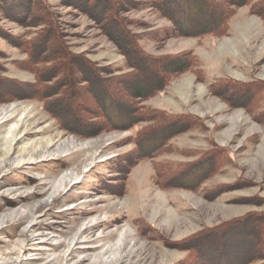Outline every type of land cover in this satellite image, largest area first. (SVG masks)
<instances>
[{"label":"rangeland","instance_id":"374dc122","mask_svg":"<svg viewBox=\"0 0 264 264\" xmlns=\"http://www.w3.org/2000/svg\"><path fill=\"white\" fill-rule=\"evenodd\" d=\"M248 6L236 9L222 36L172 37L160 47L145 39L146 48L154 52L193 47L206 75V81H197L192 72H185L146 101L205 116L208 129L182 132L176 141L182 146H205L207 137L213 136L230 147L235 166L211 180L241 174L255 183L207 200L188 189L153 185L150 160L143 159L132 167L126 189L120 192L118 178L109 175V157L128 148L122 137L129 129L82 136L59 127L35 99L0 101V264H177L183 251L137 229L136 216H144L170 238H178L202 224L255 207L233 197L254 192L264 195V129L245 109L228 106L206 89V82L219 74L264 79V23L248 12ZM58 10L73 49L85 50L102 62L121 60V54L85 14L67 5ZM135 14L156 24L167 22L149 9ZM0 23L21 29L7 19ZM0 47L9 55L6 73L32 77L10 59L22 57V51L1 36ZM253 133L257 135L251 138ZM6 146L8 152L2 156ZM22 147L27 148L20 152Z\"/></svg>","mask_w":264,"mask_h":264},{"label":"trees","instance_id":"16d2710c","mask_svg":"<svg viewBox=\"0 0 264 264\" xmlns=\"http://www.w3.org/2000/svg\"><path fill=\"white\" fill-rule=\"evenodd\" d=\"M246 3L248 12L264 23V0H0V20H10L21 28L15 31L0 23V36L22 51V57L10 59L32 75L26 79L6 73L9 55L0 47V101L35 99L59 127L82 136L129 129L122 137L128 148L109 157V175L118 178L120 192L126 189L132 167L143 159L150 160L153 185L188 189L207 200L251 186L255 181L241 174L211 180L226 174L236 161L230 147L213 136L207 137L205 146L177 143L182 132L208 129L205 116L146 101L185 72H192L197 81H206L201 57L191 46L154 52L144 43L151 39L160 47L172 37L222 36L236 9ZM61 5L85 14L121 54V60L102 62L85 50L73 49L58 10ZM143 9L167 22L156 24L135 14ZM206 89L228 106L245 109L264 129V79L219 74L206 82ZM233 198L255 207L202 224L178 238H170L142 215L133 224L163 244L182 250L177 264H264V195L254 192Z\"/></svg>","mask_w":264,"mask_h":264},{"label":"bare ground","instance_id":"6f19581e","mask_svg":"<svg viewBox=\"0 0 264 264\" xmlns=\"http://www.w3.org/2000/svg\"><path fill=\"white\" fill-rule=\"evenodd\" d=\"M13 130H15V127H13V128L10 130V135H11V133L13 132ZM7 137H8V136H7ZM26 146H27V145H26ZM25 148H27V147H22V148H20V152H22L23 150L25 151ZM7 152H8V146H6L5 148H3V149L1 150V155L4 156V155L7 154ZM0 158H1V156H0ZM0 164H1V162H0Z\"/></svg>","mask_w":264,"mask_h":264}]
</instances>
